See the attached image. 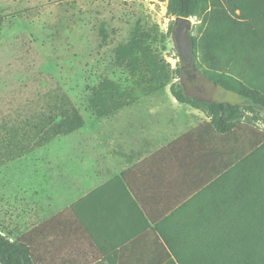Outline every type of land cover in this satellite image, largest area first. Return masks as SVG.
Segmentation results:
<instances>
[{
    "label": "crops",
    "instance_id": "0c3cea01",
    "mask_svg": "<svg viewBox=\"0 0 264 264\" xmlns=\"http://www.w3.org/2000/svg\"><path fill=\"white\" fill-rule=\"evenodd\" d=\"M247 32L254 47L213 55L211 70L227 62L233 72L224 75L240 76L264 94V48ZM141 103L117 111L109 130L101 132L106 123L100 122L93 135L61 136L0 165L8 167L0 190V233L23 242L36 264H166L169 251L157 223L173 215L175 222L191 220L198 237L224 234L214 226L228 223L235 205L239 212L244 207L231 195L240 198L247 165L231 173L223 164L229 154L224 144L200 149L214 131L206 115L174 99L178 111L169 116L182 118L178 133L164 127L146 132L142 123L156 112L142 111ZM252 111L254 120L264 117ZM190 135L188 145L180 143ZM253 159L249 172L262 166L258 156Z\"/></svg>",
    "mask_w": 264,
    "mask_h": 264
},
{
    "label": "rangeland",
    "instance_id": "374dc122",
    "mask_svg": "<svg viewBox=\"0 0 264 264\" xmlns=\"http://www.w3.org/2000/svg\"><path fill=\"white\" fill-rule=\"evenodd\" d=\"M166 6L167 0H0V121L33 102L37 95L59 86L85 120V126L76 134L93 135L98 130L97 123H106L101 132L105 128L109 130L110 118L100 121L87 111L88 89L104 78L128 83L127 72L114 65V51L137 32L155 38L151 43L153 49L168 65V70L181 71L180 78L170 75L165 87L136 101L142 102L138 106L142 111L145 108L144 112H156L145 117L142 129L154 132L164 127L178 133L182 118L175 120L169 116L177 110L170 103L174 100L170 86L184 90L190 80L193 83L187 95L207 101L224 99L221 91L204 76L205 72H213V55H237L247 45L249 49L254 47L256 42L253 37L246 41L247 30L241 32L244 37L233 41L214 40L210 33L205 34L208 22L217 26L221 16L227 17L228 22L236 19L224 0H213L208 15L188 19L189 34L196 39L197 48L192 67L186 68L174 42L177 21L167 14ZM211 11L213 13L209 14ZM226 72L232 73V67L220 61L215 73L224 75ZM232 77L240 79L235 74ZM197 87L201 92H196ZM244 110V117L234 131L220 137L210 129V137L200 146L206 150L215 144H224L229 154L223 164L232 168V173L239 164H246L242 188L247 182L256 184L257 177L262 175L261 166L256 172H249V169L255 163L252 153L264 138V117L256 121L253 119L255 111L246 107ZM192 138L190 135L180 143L188 145ZM188 155L192 160V155ZM7 170L6 166L0 167V190L5 186L3 180Z\"/></svg>",
    "mask_w": 264,
    "mask_h": 264
},
{
    "label": "trees",
    "instance_id": "16d2710c",
    "mask_svg": "<svg viewBox=\"0 0 264 264\" xmlns=\"http://www.w3.org/2000/svg\"><path fill=\"white\" fill-rule=\"evenodd\" d=\"M230 14L229 22L221 16L217 26L207 23L205 34L215 40L224 38L233 41L243 30L256 35L264 48V0H224ZM213 0H167L166 12L178 21L180 18L208 15ZM211 11L209 14H212ZM231 22V23H230ZM232 37V38H231ZM151 34L133 33L114 51V65L129 76L128 83L104 78L88 89L86 109L92 117L111 118L117 111L135 103L140 97L161 90L173 75L181 77V71L168 70L153 49ZM193 57L197 42L191 38ZM222 48L223 45H220ZM205 78L228 94L229 99L206 101L189 96L181 88L170 86L172 97L180 104L203 112L218 134L234 131L244 117V108H255L264 113V94L253 84L237 78L205 72ZM85 120L69 96L56 86L39 94L13 115L0 121V165L16 160L58 137L79 131ZM258 156L262 164L257 182H247L240 198L231 195V200L244 202L240 212L235 205L228 223L215 225L221 228L215 235L198 237L191 220L175 222L173 215L156 224V231L168 248L166 264H264V142L257 146L252 158ZM232 173V172H231ZM253 182V180H251ZM239 215V217H238ZM211 227V223L206 224ZM192 230V231H191ZM0 264H36L29 248L21 241H11L0 233Z\"/></svg>",
    "mask_w": 264,
    "mask_h": 264
},
{
    "label": "water",
    "instance_id": "95a60500",
    "mask_svg": "<svg viewBox=\"0 0 264 264\" xmlns=\"http://www.w3.org/2000/svg\"><path fill=\"white\" fill-rule=\"evenodd\" d=\"M189 31V20L186 18H180L176 24L174 42L178 53L182 57V62L186 66H192L194 60Z\"/></svg>",
    "mask_w": 264,
    "mask_h": 264
},
{
    "label": "flooded vegetation",
    "instance_id": "af4514ba",
    "mask_svg": "<svg viewBox=\"0 0 264 264\" xmlns=\"http://www.w3.org/2000/svg\"><path fill=\"white\" fill-rule=\"evenodd\" d=\"M185 67L190 69V67H192V66H186L185 65ZM186 76L189 77L190 75L187 73ZM196 77H197L196 75H193L192 76L193 79H196ZM187 83L188 84L184 87V91H185L186 94L188 93V87L191 86V84L193 83V81L187 80ZM196 92H201V89L199 87H197L196 88Z\"/></svg>",
    "mask_w": 264,
    "mask_h": 264
}]
</instances>
